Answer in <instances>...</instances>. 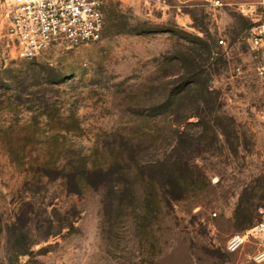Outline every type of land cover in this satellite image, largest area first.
<instances>
[{
    "label": "rangeland",
    "instance_id": "1",
    "mask_svg": "<svg viewBox=\"0 0 264 264\" xmlns=\"http://www.w3.org/2000/svg\"><path fill=\"white\" fill-rule=\"evenodd\" d=\"M8 1L0 264H264V233L227 251L264 223V40L251 42L264 0H106L99 41L31 60L10 49ZM204 44L215 45L208 60ZM194 65L205 73L183 88ZM167 156L186 165L171 173L185 189L176 201L147 183L159 176L144 164ZM132 158L141 167L133 184L116 178L120 194L107 180L68 192L55 170ZM15 230L30 248L17 259L8 253Z\"/></svg>",
    "mask_w": 264,
    "mask_h": 264
},
{
    "label": "built area",
    "instance_id": "2",
    "mask_svg": "<svg viewBox=\"0 0 264 264\" xmlns=\"http://www.w3.org/2000/svg\"><path fill=\"white\" fill-rule=\"evenodd\" d=\"M106 0H10L5 7L6 36L10 49L22 59L31 60L50 47L65 48L95 43L104 28ZM251 42L261 47L264 26L251 29ZM219 44H222L220 41ZM264 233L260 223L227 245L230 253L239 249L248 235Z\"/></svg>",
    "mask_w": 264,
    "mask_h": 264
},
{
    "label": "trees",
    "instance_id": "3",
    "mask_svg": "<svg viewBox=\"0 0 264 264\" xmlns=\"http://www.w3.org/2000/svg\"><path fill=\"white\" fill-rule=\"evenodd\" d=\"M247 28H251V25H247ZM197 40L202 42L200 39ZM214 47L215 45L210 47L208 45H205V55L207 60L211 58V54L213 53L212 48ZM204 73L205 71H203L201 67L194 65V71L192 74H190L189 76H187L188 74H184L185 76L181 75V79L183 80L182 87L185 88V86L190 87L195 85L197 83V78L201 77ZM182 90L183 89H181V91ZM162 109L163 106L157 107L156 114H162ZM180 135H183V133H180ZM131 160L132 161L130 164H124V166H122V164H119L115 159L113 161H106L105 163L96 166L88 165L85 161H82L77 168L71 164H68L66 166L55 168V170L59 172L61 179H65V181L67 180L66 185L68 192L78 193L81 191V188L83 186L96 187L100 184H103V180H107L110 183V189L112 190V193L120 194L122 192L119 187V181L116 178L125 175L129 179H131V182L133 184V177L138 173V170L141 167V165L135 158H132ZM144 166L145 168H148L151 172H155L157 176H159L158 180L149 179L147 181V183L152 188V191L161 192V195L165 199L167 198L171 201H176L182 198L184 194L183 192L185 190L182 185L183 179L180 174H171L172 172H174L173 169H178L179 171L186 168V165L182 164L180 159H171L168 156L165 158H156L152 162L144 164ZM115 167L119 168L121 171L116 172L114 170ZM164 172H168L170 178L169 183H165L164 181H162ZM68 185H71L73 189H70L71 187H68ZM135 199V196L130 197L129 200L131 206L133 205ZM15 231L16 232H13L10 236L8 253L10 256L17 259L18 257L27 256L29 254L30 248L27 242L28 239L26 234L20 230Z\"/></svg>",
    "mask_w": 264,
    "mask_h": 264
}]
</instances>
